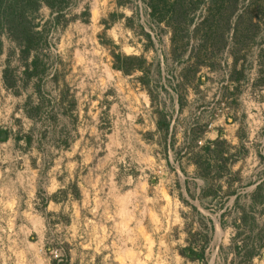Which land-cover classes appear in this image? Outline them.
Masks as SVG:
<instances>
[{
  "label": "rangeland",
  "instance_id": "1",
  "mask_svg": "<svg viewBox=\"0 0 264 264\" xmlns=\"http://www.w3.org/2000/svg\"><path fill=\"white\" fill-rule=\"evenodd\" d=\"M154 3L165 18L167 0H64L58 23L42 6L27 59L1 38L0 264H185L188 238L209 240L208 264H248L264 228V0H189L173 43ZM233 8L253 36L235 65L233 30L219 53L196 39ZM116 55L145 63L124 75ZM211 132L224 162L204 152Z\"/></svg>",
  "mask_w": 264,
  "mask_h": 264
},
{
  "label": "trees",
  "instance_id": "2",
  "mask_svg": "<svg viewBox=\"0 0 264 264\" xmlns=\"http://www.w3.org/2000/svg\"><path fill=\"white\" fill-rule=\"evenodd\" d=\"M63 1L64 0H0V55L2 54V40L1 38L5 35L9 40L15 43L19 48L22 55V58H26L31 54V50L34 48V39L39 35V32L34 30V26L32 25V17L35 16L42 6L47 7L52 13H56V22L61 18H64V15L61 14L63 9ZM153 2L154 0H150ZM164 1V0H162ZM168 5V14L165 15V18L157 16V4L152 5V17L155 19H159L160 22H165L166 25L170 28L172 33V43L175 42V36L181 30L185 28L188 29L189 26L193 23V17H191L189 12L187 11V5L189 0H167ZM190 7V6H189ZM229 9V7H228ZM227 9V10H228ZM234 8L230 11L228 10L227 18H222L221 20H215V16L212 15L210 18L211 21L215 22V25L210 24L208 29H204L206 34L201 36L200 38H196L198 31L203 29L204 25L207 23V19L205 21L200 22L199 25L195 26V38L200 41L201 44H205L206 40L209 39L211 42H216L217 44V53L221 52L227 46L226 32L227 30H233V46L236 50H234L233 55V63L234 65L238 61V54L242 50L241 47L247 46L245 43H248L253 40V36L249 35V31L246 28L244 30H240V27H244V24L247 23L246 20H243L242 16H238L236 22L234 23L233 28L230 27V19L234 14ZM248 24L254 27L252 20L247 19ZM209 23V22H208ZM213 27V28H212ZM213 40V41H212ZM245 45V46H243ZM214 48L212 49L213 55ZM114 61V69L120 71L124 75H130L135 71L141 70L140 66L144 64V60L138 59L135 57H125L122 55L113 56ZM133 62L138 63V65H133ZM28 67L26 71H28ZM3 79L6 88H11L12 84L9 82L10 73L8 69L3 71ZM14 83V81H13ZM158 127H164V130H168V124L164 121H160ZM204 152L206 155L212 154L216 161L224 162L226 161L227 151L223 145L222 141H214L208 142L206 146H204ZM198 159L194 161V165L198 164ZM254 225L255 221L253 222ZM256 229L258 230L259 237L255 240H250L248 244L249 251L246 256V261L248 264L251 263L252 259L260 255V251L264 249V228L256 225ZM198 235H196L197 237ZM208 241L201 242L200 240H196L191 238L187 240V246L183 248L179 255L184 259L185 264H208L207 258V243Z\"/></svg>",
  "mask_w": 264,
  "mask_h": 264
},
{
  "label": "crops",
  "instance_id": "3",
  "mask_svg": "<svg viewBox=\"0 0 264 264\" xmlns=\"http://www.w3.org/2000/svg\"><path fill=\"white\" fill-rule=\"evenodd\" d=\"M216 132V131H215ZM214 132H211V133H209L208 135H209V137L211 136L212 138H209L210 140L209 141H211V142H213V141H215L216 139H217V134H215ZM203 137V136H202Z\"/></svg>",
  "mask_w": 264,
  "mask_h": 264
},
{
  "label": "water",
  "instance_id": "4",
  "mask_svg": "<svg viewBox=\"0 0 264 264\" xmlns=\"http://www.w3.org/2000/svg\"><path fill=\"white\" fill-rule=\"evenodd\" d=\"M2 137H5L4 135Z\"/></svg>",
  "mask_w": 264,
  "mask_h": 264
},
{
  "label": "built area",
  "instance_id": "5",
  "mask_svg": "<svg viewBox=\"0 0 264 264\" xmlns=\"http://www.w3.org/2000/svg\"><path fill=\"white\" fill-rule=\"evenodd\" d=\"M200 145V143H198Z\"/></svg>",
  "mask_w": 264,
  "mask_h": 264
}]
</instances>
